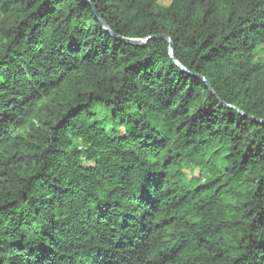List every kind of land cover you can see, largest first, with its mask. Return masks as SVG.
Masks as SVG:
<instances>
[{"label":"trees","instance_id":"16d2710c","mask_svg":"<svg viewBox=\"0 0 264 264\" xmlns=\"http://www.w3.org/2000/svg\"><path fill=\"white\" fill-rule=\"evenodd\" d=\"M0 264H264V0H0Z\"/></svg>","mask_w":264,"mask_h":264},{"label":"water","instance_id":"95a60500","mask_svg":"<svg viewBox=\"0 0 264 264\" xmlns=\"http://www.w3.org/2000/svg\"><path fill=\"white\" fill-rule=\"evenodd\" d=\"M88 1H89V0H88ZM99 20H100V19H99ZM102 25H103V28H104V29L108 30L107 26H106L104 23H102ZM152 39H157V40H162V41L167 42V43L169 44V55H170L172 61L175 63V65H176L179 69H181L183 72H186V70L181 66V64H180L178 61L175 60V58H174V56H173L174 45H173L171 39H170L169 37H167V36H153V37H148V38L141 39V40H123V41L126 42V43H128V44L131 45V46L139 47V46H143V45H145L149 40H152ZM200 79H201V81H203V82L207 85V87L209 88V90L211 91V93H212L214 96H216L215 93H214V91H213V89H212V87L210 86V84H209L205 79H203V78H200ZM231 108H232L233 110H236V109H234L233 107H231ZM236 111H237V110H236ZM237 112H238V111H237ZM238 113H239V114H242V113H240V112H238Z\"/></svg>","mask_w":264,"mask_h":264},{"label":"rangeland","instance_id":"374dc122","mask_svg":"<svg viewBox=\"0 0 264 264\" xmlns=\"http://www.w3.org/2000/svg\"><path fill=\"white\" fill-rule=\"evenodd\" d=\"M217 164H219V165H220L221 163H220L219 161H217Z\"/></svg>","mask_w":264,"mask_h":264}]
</instances>
